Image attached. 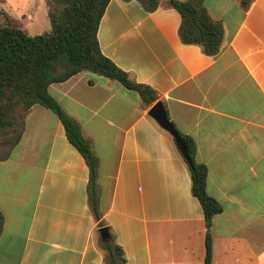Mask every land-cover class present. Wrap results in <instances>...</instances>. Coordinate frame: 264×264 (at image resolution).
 Returning <instances> with one entry per match:
<instances>
[{
    "label": "crops",
    "instance_id": "obj_1",
    "mask_svg": "<svg viewBox=\"0 0 264 264\" xmlns=\"http://www.w3.org/2000/svg\"><path fill=\"white\" fill-rule=\"evenodd\" d=\"M190 1L221 26L215 55L180 42L167 0L152 11L108 0L98 46L153 89L174 128L194 141L205 191L221 206L209 264H264V0ZM83 72L47 92L97 159L101 220L124 264H202V212L173 138L147 114L155 101ZM87 175L57 117L30 106L18 140L0 144V264H102Z\"/></svg>",
    "mask_w": 264,
    "mask_h": 264
},
{
    "label": "trees",
    "instance_id": "obj_2",
    "mask_svg": "<svg viewBox=\"0 0 264 264\" xmlns=\"http://www.w3.org/2000/svg\"><path fill=\"white\" fill-rule=\"evenodd\" d=\"M46 1L47 31L29 35L14 21L0 23V144L10 146L18 140L23 117L30 106L38 104L50 110L62 124L67 141L79 152L87 166V205L96 220V226L101 227L104 223L99 208L97 159L77 122L49 95L47 86L78 72L88 71L135 91L144 104L155 101L157 95L149 86L132 80L101 53L96 31L108 0ZM158 1L138 0L145 11L154 10ZM167 3L178 13L177 36L180 42L197 45L203 53L215 55L220 49L222 29L208 15L201 2L167 0ZM2 16L6 20L9 18L4 14ZM175 130L179 137L175 147L189 173L190 193L198 201L202 212V264H209L210 222L212 216L220 212L221 206L205 191L206 168L194 159V141L190 136ZM101 246L106 250L102 264L125 263L121 247L110 235Z\"/></svg>",
    "mask_w": 264,
    "mask_h": 264
},
{
    "label": "rangeland",
    "instance_id": "obj_3",
    "mask_svg": "<svg viewBox=\"0 0 264 264\" xmlns=\"http://www.w3.org/2000/svg\"><path fill=\"white\" fill-rule=\"evenodd\" d=\"M47 3L46 0H0V23L14 21L19 26L26 23L23 28L29 35L47 31ZM2 14L7 15L8 20L4 19ZM28 14L30 18H28ZM83 73L92 74L88 71Z\"/></svg>",
    "mask_w": 264,
    "mask_h": 264
},
{
    "label": "water",
    "instance_id": "obj_4",
    "mask_svg": "<svg viewBox=\"0 0 264 264\" xmlns=\"http://www.w3.org/2000/svg\"><path fill=\"white\" fill-rule=\"evenodd\" d=\"M147 114L153 118L160 127L165 129L173 138L174 144H178V134L173 126V124L166 117L162 103L157 100L148 109ZM97 233L101 241H105L109 237L108 230L105 226L97 228Z\"/></svg>",
    "mask_w": 264,
    "mask_h": 264
}]
</instances>
